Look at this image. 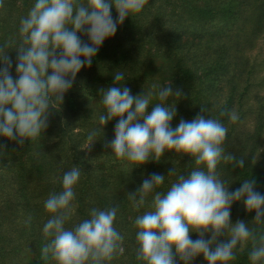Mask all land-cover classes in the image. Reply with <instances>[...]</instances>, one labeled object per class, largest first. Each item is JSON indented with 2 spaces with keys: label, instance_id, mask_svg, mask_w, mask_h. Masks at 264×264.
I'll list each match as a JSON object with an SVG mask.
<instances>
[{
  "label": "trees",
  "instance_id": "obj_1",
  "mask_svg": "<svg viewBox=\"0 0 264 264\" xmlns=\"http://www.w3.org/2000/svg\"><path fill=\"white\" fill-rule=\"evenodd\" d=\"M32 4L33 0H0V46L8 51L13 76L15 50L20 44L19 22ZM112 16H116L114 9ZM79 35L86 41L84 33ZM260 38L264 39V0H147L141 13L126 18L115 36L100 47L91 65L78 73L61 106L49 109L47 127L39 138L22 144L0 138V164L4 165L0 172V264H55L41 252L51 239L42 235L49 218L43 204L50 193L60 191L63 172L77 165L81 177L74 188L73 212L65 227L87 219L93 207L115 206L118 212L114 226L124 236V250L107 264H142L136 259L133 222L148 210L151 194L139 209L133 207L128 196L153 173L165 177L156 190L167 191L176 174L187 178L194 159L168 151L159 161L130 165L128 172L118 177L112 166L108 172L95 162L99 156L122 161L110 155L106 146L113 138L115 120L109 121L93 141L87 138L99 127L97 117L103 111L99 98L103 90L114 86L116 71L125 72V80L119 83L134 96L144 91L155 94L165 84L173 92L179 90L173 128L181 119L190 121L197 115L223 123L228 129L225 152L243 158L244 167L222 161L217 166L221 179L229 183L231 192L243 179L252 178L255 190L264 193V95L252 94L254 67L247 56ZM156 102L154 95L152 103ZM151 110L150 105L147 112ZM231 111L239 116L235 123L226 115ZM85 141L91 148L88 158L81 149ZM28 217L30 224L25 223ZM254 219L255 213L247 211L242 201L233 202L230 223L242 220L257 236L264 235V225L255 224ZM210 236L211 231L204 238ZM190 237L198 238L192 232ZM226 239L222 233L211 247ZM251 247L249 242L231 264H249ZM173 257L176 264H183L174 250ZM191 264L207 262L201 255Z\"/></svg>",
  "mask_w": 264,
  "mask_h": 264
},
{
  "label": "clouds",
  "instance_id": "obj_2",
  "mask_svg": "<svg viewBox=\"0 0 264 264\" xmlns=\"http://www.w3.org/2000/svg\"><path fill=\"white\" fill-rule=\"evenodd\" d=\"M147 0H33L18 26L15 76L6 47L0 46V138L23 143L39 138L47 127L49 109L63 102L82 68L91 65L103 43L115 36L126 18L143 11ZM116 16L113 18L112 10ZM86 35V41L80 38ZM125 72L113 73L114 86L103 90L99 103V127L88 134L93 141L112 120L113 138L106 145L112 156L135 167L159 161L165 152L189 155L194 167L187 178L176 174L167 191H157L165 182L153 173L128 196L134 208L148 210L135 217L136 259L142 264H191L203 256L207 264H231L251 242L249 264H264V235L257 236L242 220L230 223L233 202L242 201L255 213L254 223L264 225V193L255 190L252 178L228 190L217 166L229 162L243 168L244 159L235 158L223 147L228 129L218 119L197 115L173 128L175 99L180 91L165 84L142 95H132L124 84ZM158 102L152 103L153 96ZM170 99L173 101L169 103ZM151 112H147L149 106ZM204 111V109H202ZM225 115L224 112L220 113ZM235 123L239 116L228 112ZM133 167V168H135ZM132 168V169H133ZM81 177L80 166H72L60 178V191L50 193L43 207L49 218L42 235L51 237L41 249L55 264H107L123 252L124 236L116 229L117 207L91 208L88 218L66 228L73 212L74 188ZM31 217L25 221L30 224ZM211 231L209 239L206 233ZM190 232L198 238L192 239ZM227 239L215 244L221 234Z\"/></svg>",
  "mask_w": 264,
  "mask_h": 264
},
{
  "label": "rangeland",
  "instance_id": "obj_3",
  "mask_svg": "<svg viewBox=\"0 0 264 264\" xmlns=\"http://www.w3.org/2000/svg\"><path fill=\"white\" fill-rule=\"evenodd\" d=\"M247 56L251 59V62L253 63V76L252 79L254 81V86L252 87L251 91L254 95H264V39L260 38L255 47L250 50L247 53ZM95 119V118H94ZM82 151L84 152V156L88 158V155H90V144L89 142H83L82 143ZM96 154V153H95ZM94 158L95 162L97 161V164L102 165L103 169L105 171H108L110 166L113 167V172L116 173V177L124 175V173H127L129 170V164L126 161H111L110 159H107L105 157ZM104 159V160H103ZM1 160V159H0ZM2 161V160H1ZM4 169V165L0 164V172ZM100 172V170H97ZM109 172V171H108Z\"/></svg>",
  "mask_w": 264,
  "mask_h": 264
}]
</instances>
